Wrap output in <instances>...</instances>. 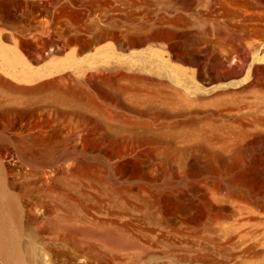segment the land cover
<instances>
[{
	"label": "rangeland",
	"instance_id": "rangeland-1",
	"mask_svg": "<svg viewBox=\"0 0 264 264\" xmlns=\"http://www.w3.org/2000/svg\"><path fill=\"white\" fill-rule=\"evenodd\" d=\"M15 1L0 0V34H1L0 36H2L1 42L5 46L11 45V48H12L14 46V42L12 41L14 40V36L18 33L20 34L21 29H22L21 32L25 33L24 30L27 31L26 26H28L29 24L28 28L31 29V31L30 32L27 31V32L30 34V36L28 35V33H26L27 35L25 36L22 34V40L28 41L29 39L31 41L32 38H34L32 40L33 42L34 40L35 41L37 40V37L39 38V35H41L40 39L43 38L42 42L46 41L45 43L44 42L41 43L43 45H41L39 50L37 51L30 50L32 52V55H34L35 57H37L36 55L38 54L36 53L38 52L40 53L38 56L44 55V59L41 60L42 62L41 61L35 62L34 64L35 68L37 66H39V68L43 67V65L46 64V60L48 64L45 65L46 66L45 68H48L49 63L52 64L53 62L54 64V61L63 60L70 54L76 55V57L80 60L89 59L90 56L92 55L93 57L97 58L101 56L100 54H103L102 50L104 49L107 50V48L109 50L111 49L114 56L121 60H131L132 59V61L133 60L137 61L139 58H144L147 60V62H150V65L152 63L155 65V62L157 63L158 60H161V58H163L162 60L164 61L167 59L166 58L167 56L165 55L166 51L162 48L161 46L162 44L159 43L161 41L156 40V41H151V42L135 43V40L137 38L141 39L144 31H148L146 30V28H149V29L151 28L150 31L152 30L151 32H155L156 34H162V33L165 34L167 33L169 29H172L171 32H175V34L172 35V39L169 42L170 48L167 49V52L171 51V53L173 52L177 53L179 54L180 57L176 60L174 58H172L171 61L166 60L167 62L166 61L165 62L168 63L169 65H175L176 67L187 72L189 71V69H192L195 67V65L190 63L191 60H195L197 65L202 69L203 68L207 69V67H211L216 70V69L221 68L222 63L224 62V61L222 62V60H224L223 59V57L225 56L224 54H227V52L230 50V48H232V46H234L235 44L236 45L239 44L240 46L242 45L244 47L245 51H247L249 50L248 48L249 44L258 40L261 37L262 32L264 31L263 29L264 22L256 26L255 31H253L254 30L253 28V30L249 29L250 31L242 30L239 32L238 30L232 29L231 27H227V28L224 27L223 23H221L222 22L221 19L219 20L220 23L215 21L214 19L213 21L211 17L210 19H208L209 17L206 16L205 13H203L205 12L204 4L203 5L200 4V3H203L202 2L203 0L202 1L199 0L200 3L198 0H174L173 2L172 0L171 1L170 0H58V1L56 0L57 2L55 0L54 1L50 0L52 3L47 2L49 0H45V2L44 0L43 1L41 0V4H45L46 6L42 5L43 6L41 7L42 9L41 8L39 10L31 9V11L30 9H28L29 7L25 6V3L22 2L21 0H17L18 2L16 3ZM246 2H249L247 3L249 6L245 5ZM260 2H263V1L262 0H248V1L245 0V3L243 4V6H245V9L247 8L252 9L253 7H255V9L253 8L252 11H255V10L261 11L262 10L261 7L263 6V5L261 6V4L263 3H260ZM256 3L258 4L255 5ZM22 4H24V6ZM240 4L238 5L240 8H242L243 6L242 4L241 5ZM259 7H260V10H259ZM1 9H2V12H1ZM43 9L45 10L43 11ZM72 9L74 10L70 14V11H72ZM28 13L29 14L31 13L30 18L28 16ZM166 14H169V15H166ZM26 15H27L26 17L27 19L25 18ZM70 15L73 16L74 18L70 17ZM59 16H60V19H59ZM170 17L173 18L172 21L170 20L171 19ZM66 19H67V22L68 21L70 22V23L68 22L69 26L67 25V22H64ZM168 19L170 22L168 21ZM13 21L14 23H11ZM73 22L74 24H76L75 26L77 27L71 24ZM210 22H211V26H208V24L210 25ZM213 23L214 24L219 23L222 25L212 26L214 25ZM61 24H64V25H61ZM60 25H61V28H60ZM66 25L68 28L71 25L73 26H71L69 30L66 27ZM137 25H139V27ZM175 25L177 26V28ZM129 26H135L137 27V30H139V28H144V27L145 28L139 30V32L135 35L130 34V35L122 36L121 35L122 30H124L125 28ZM217 26L220 28L218 29ZM221 26H222V29L226 28L227 30L226 29L222 30ZM77 28H78V32L77 30H75ZM55 29H57V31L59 32L58 34ZM257 29H258V32H256ZM212 30L214 33L212 32ZM233 30H235L236 32ZM49 31L51 32L49 33ZM223 31H227V32L223 33ZM10 32L12 33L10 34ZM72 32L76 33L75 36ZM60 33L64 34V37ZM111 33L113 34L110 36ZM228 33L230 37L227 35ZM49 34H50V37H49ZM79 34H80V37H79ZM36 35L37 37H35ZM131 35L133 38L131 37ZM10 36H13L11 41H10V38H11ZM76 36H78L77 37L78 39L74 38L75 39L74 40L73 37H76ZM220 36H223V37H220ZM59 37L61 41H58L60 40ZM225 37H227L228 39ZM62 38H65V39L63 40ZM79 38L83 40H79ZM222 38L225 40H222ZM51 39H54V40H51ZM91 39L93 40V42L90 43L89 41H92ZM54 41H57V42L55 43ZM217 41L219 42L222 41L223 43L222 42L219 43ZM47 42L49 44H47ZM88 42L90 43L89 45H88ZM218 44H220L221 46H219ZM85 46H88V47H85ZM42 47L43 49L45 47V49L43 50ZM155 51L159 54L157 55ZM45 54H47V56ZM156 56L157 57L159 56V57L157 58ZM51 64H50V67L52 66ZM263 64L264 63H260L259 65L263 66ZM120 65H124V63ZM94 67H95L94 70H93V67H90L92 69L88 68L85 71L84 77L89 76L88 78L89 80L87 83L88 85L86 83L77 85L75 75L72 73L73 69L71 71V68L70 69L68 68L66 71L64 70V73L66 75L70 74V76L73 79L70 80V82L69 81L66 82L67 79L65 81L62 80L59 83L56 82L57 87L63 88L66 85L65 87L69 86L70 88V87H74L75 85H77L75 87H80L79 89L84 90V92H89L91 89L90 92L94 94V99L97 98L93 100L94 103L92 104L95 106H98L99 108L103 106L102 108H106L108 111H110L112 116L109 117L107 121L103 120V122H101L102 118L97 115V111L94 112L93 110L91 112L92 115L90 116L91 120L86 123H84L80 118L72 119L70 117H66L67 119L64 118L62 121V119H59V117L52 116L49 126L47 125L39 129L36 128V130H38V132L35 130L37 134H42L44 132L39 137L40 144H42L43 142L45 143V141L41 140L43 138L47 139V141L45 144L43 143L42 145H40L39 143L37 144L38 154L41 155L42 158L40 157L38 160L39 162H37L33 167L36 169L34 170L37 172L38 176H35L34 179H32L33 182L31 181L32 186L31 188H29L30 190L21 191L20 185L17 188H15V190H13L16 200L19 203L20 208L22 209L21 213L25 215L26 211L24 209H27L26 202H28L29 199L35 198V197L36 198L40 197V199L43 198V200H48V202L50 201L51 203H56L58 202V200L62 202L66 201L65 202L66 204L68 202L71 205L72 204L74 205V203H81L82 206L84 205L83 208H86V209H82V211L80 212L77 211V213L79 212L78 216L75 213V215L79 218H83V216L89 217L90 215V217L93 216V218H97V219L103 218L109 221L113 219L115 222H119V223H122L123 221H125V224L127 223L131 227L133 232L137 231L136 233L139 236H142V239L145 238L147 234L149 233L151 234V232H153L151 236H156L161 233H166V234H169V236L173 237L178 233L180 237L185 238L186 236L189 237L191 235V237H193L194 239H197L195 240L196 243L198 244L199 242L201 244L203 243L204 247H206L207 245L206 248H204L203 245L201 244H200L201 247L198 245L197 250L195 252L199 251V253L207 256L209 259L211 257L212 260L213 259L214 260L217 259V261L221 260L220 258L223 257V255L221 257V253H223L221 252L222 250L227 251V249L228 250L237 249V248L241 249V248H246V246L248 247L250 245L253 247L255 245L257 246L260 245L261 247L256 246L254 248H256L257 250L260 247L258 250L264 253V245H263L264 244L263 243L264 242L263 241L264 240V228H263L264 223L263 222L260 223L261 221H264L263 220L264 219V136L250 138L246 140H240L237 138L233 140L232 138L228 139L229 136L223 133V136L222 135L215 136L218 139L217 138L215 139V137H212V139L207 141L206 143L205 142L203 143V141H200V140L198 141L197 139H193V140L191 139L192 141H194L191 143L190 138H187L183 135L184 137L183 136L182 137L184 138V140H186L187 138V140L190 142V143L189 142L184 143V140L181 137L182 134H180L173 140L174 145L176 144L175 146H177L178 145L177 143L179 142V146L176 147L177 148V151L175 152L176 154H172L171 155L172 157H166L164 151L162 152L160 150L161 148L158 149L159 148L158 144L154 142L152 143L150 140L146 139L144 132L142 130L134 132L132 134V137H128V136H131L130 133L128 134L120 129V124H118L120 117L118 118V115L122 116L123 114H128V109L132 107L129 101L126 99L125 94L123 93V90H125L129 86L130 82L126 80V78L116 77L119 74L118 71L120 72L127 71L125 67L119 66L118 64H114L109 69L105 68L104 66L99 68L100 65H97ZM110 72H113V73H110ZM128 73H132V72H128ZM53 75H56V76H53ZM53 75H51L53 77L49 76L50 78L48 77L47 79L55 80L58 78L57 73ZM100 76H102V78ZM259 77L261 79H264L263 70L260 72ZM8 79L12 81L9 77ZM106 81H109L111 84ZM17 84L21 86H24V85L30 86V84L21 83V82L20 83L17 82ZM135 87L140 88L139 85ZM100 88L104 90L106 89L105 91L110 92L113 99L111 98V100L109 99L106 100L103 97L101 98V95H98L97 93V91H99ZM249 94L250 93H248V95ZM248 95H246L245 100L248 99V101H250L251 99H253V94H250L249 96ZM24 121L23 120L20 121L19 124H21V122L22 124H24L25 123ZM186 122L189 123L190 120L188 121L186 120ZM157 124H159V122H157ZM193 125H194V128H197L196 127L197 125H199L198 127L202 126L200 120L198 119L194 120ZM82 130H85V131H82ZM136 134H139L138 137H136L137 136ZM179 136L182 138V140L181 138H179ZM137 138H139V140L140 138H142V140L139 141ZM217 140L219 141L217 142ZM225 140L227 142L231 141L230 143H227L228 144L227 147L224 145L226 144ZM146 141L147 142L150 141L151 144L150 142L147 143ZM195 141L197 142L195 143ZM212 141L214 143H212ZM5 142H7V139L4 136H0V144L3 143L4 145L6 144ZM138 143L140 144V146L138 145ZM156 145L158 146V148H156L158 149V151L154 152L156 150L154 146L157 147ZM46 146H48L46 148L47 150H45L44 148ZM147 147H151L150 150L149 149L146 150ZM131 148H133L134 150H132ZM152 148H154V150H152ZM129 149L131 151H129ZM151 150L153 153L151 152ZM113 155H116L118 157L113 156ZM11 156H13L12 153H10V155L7 156L9 158L6 157L4 159L9 162L8 164L19 165V163H21L20 160H18L16 156H13V157ZM44 156L45 157L47 156V158L46 159L43 158ZM16 160H18V162ZM41 160L43 163L45 162L44 165L41 163ZM74 161L76 162L79 161V163H81L80 165L82 166L85 164L84 165L85 173L79 178H76L73 175L72 173L73 171L71 172V170H73L72 162L74 163ZM125 163L126 165H124ZM22 165L21 164L19 165L22 169H24L25 167L28 168V166H22ZM38 169L40 171L42 170L41 173ZM40 175H42V177H39ZM43 177H45V181L48 184L49 190L47 192L46 190L44 191V187H42L43 185L41 184V181L38 180L40 178L42 179ZM54 178H56V181ZM238 179H241V180L243 179L242 181L239 182L240 184L238 183L239 181ZM126 185L127 187L130 186L129 189L131 188L130 190L128 189V192H127V187H123ZM18 188H20V190ZM124 188H126V190H124ZM119 190L120 191L123 190L126 193H121ZM130 191H132L131 195H130ZM128 193H129V196H128ZM146 193L147 195L151 194L152 198H151V195L147 196ZM157 197H159V199ZM147 199H153L155 201L157 199L161 207L163 206L162 208L164 211L163 217L165 218L164 219L165 224L163 223L161 226H156L153 222L154 221L153 219H151L152 221H149L150 219L148 220L146 219L149 217H148V214L145 213L147 211L144 208L143 202L145 201L143 200H147ZM73 207L72 206H70V208L67 207L66 211H62V212H66L65 216H66L67 221L69 220L68 212L71 213L72 212L71 208ZM100 207L101 209H99ZM120 209L122 211H120ZM97 213H98V216H97ZM253 214H256V215H253ZM75 215L73 216V218H76ZM65 216H64V219H65ZM136 216H138L137 219H136ZM255 216H258V218L260 219L262 218L261 220H259L260 222L258 221L257 223V220L252 219V217H255ZM126 217L129 219H127ZM248 221L251 223H249ZM69 223L70 222L68 221V223L65 224L67 225V227H69V229L66 228V230L63 231L65 229V226H64L61 228V230L60 229L59 230L61 232H65L66 235L69 233L67 236H69L68 239L71 242H73L71 239H73V236L75 235L76 236L78 235L76 238L74 237L75 239H78L79 237L84 239L85 238L84 236L86 235H87L86 237L89 236V238H86L85 241H83L84 244L86 243L85 245L82 243L83 245L79 244L78 246H76L77 248H82L86 250L87 249L103 250L105 245H101L100 242H104L102 240H105V241L107 240L110 241V239L115 240V237H114L115 233L120 231V230L118 231L117 229L115 230V228H111V227L110 228L108 227L98 228L94 226H89V227L85 226L86 228L85 227L82 228L81 226H84V225H80L75 228L73 227V225ZM255 224H257L258 226H262V225L263 226L258 227ZM187 226L189 229L187 228ZM43 227H41V229L43 228L42 230L44 233H49L48 235L51 237L55 236V235H52L55 233V232L53 233L55 228H52V229L48 227L46 228V225ZM149 229H154V231H150ZM49 230L52 232H50ZM97 230L99 231V233H97L98 232ZM100 232L102 235L100 234ZM231 232H233L234 234ZM79 233H81V235ZM94 233L96 234L94 235ZM110 233L113 236H110L109 235ZM71 234H72V237H71ZM243 235H244V238L241 239V236L243 237ZM246 235L248 238L253 235L255 237L253 236L248 239L245 237ZM95 236L97 239L95 238ZM99 238H101L102 240L101 239L98 240ZM82 239L80 241H82ZM244 239L246 242L244 241ZM250 239L255 240V241L253 242ZM256 240L258 241V243ZM94 242H95V245H94ZM211 244H213V246ZM225 244H227L226 247L224 246ZM115 245L116 247H119L117 248L118 250L115 249L116 247L114 246V243L113 245L111 244L106 245L107 248L105 247L104 249L105 251H108L106 249L111 248L112 251L113 250H115V252L119 251L118 253L117 252L116 253L122 256L124 260H120L118 262H124L125 258L130 255L131 251H135L136 249L134 247L131 248V246H129L130 247L129 248L127 245H117V244ZM241 245L245 247H242ZM65 247L66 249L70 248V245L65 246ZM65 247L63 246V248ZM199 248H202V249H199ZM215 248L216 249L218 248L219 250L218 249L215 250ZM205 249H206V253L205 251H203ZM128 250L130 253L127 252ZM120 251L122 252L120 253ZM210 251H213V252H210ZM101 255L104 256L103 254ZM159 261L161 262L163 261L162 263H165L166 259L160 258ZM243 264H262V263L258 261H249Z\"/></svg>",
	"mask_w": 264,
	"mask_h": 264
},
{
	"label": "bare ground",
	"instance_id": "bare-ground-1",
	"mask_svg": "<svg viewBox=\"0 0 264 264\" xmlns=\"http://www.w3.org/2000/svg\"><path fill=\"white\" fill-rule=\"evenodd\" d=\"M6 1H8V0H6ZM13 1H15V0H13ZM21 1L25 3V6L29 7L28 9H30V11H31V9H34V10L38 9L39 10L41 7H43L42 5H45V4H41V0H21ZM51 1L49 0L47 2H51ZM173 1L174 0H172V2ZM262 1L263 2H260V3H263V4H261V6L263 5L261 7L262 8L261 11H256V10L252 11L253 8L255 9V7H253V8L251 7L252 5L250 6L252 9H248V8L245 9V6H243V4L245 3V0H203L202 1L203 3H200V1H199V3L202 5L204 4V11L205 12H203V13H205V15L209 17L208 19H210V17H211L212 20L214 19L217 22H219V20L221 19V21H222L221 23H223L224 27H226V28L231 27L232 29L238 30L240 32L242 30H245V31L249 30V29L253 30V28H254L253 31H255L256 26H258L259 24L264 22V0H262ZM16 2H18V1L16 0L15 3ZM44 2H45V0H44ZM176 3H177V1H176ZM240 3L242 4V6L244 8L239 7L238 4H240ZM247 3H249V2H246L245 5H248ZM257 4L258 3H256L255 5H257ZM22 5L24 6V4H22ZM167 5H168V3H167ZM170 7H172V6H170ZM196 9H198V8H196ZM44 10L45 9H43V11ZM73 10L74 9H72V11H70V14H71V12H73ZM259 10H260V7H259ZM1 12H2V9H1ZM32 13H33V11H32ZM199 14H201V13H199ZM199 14H198V16H199ZM166 15H169V14H166ZM28 16L30 18L31 13L30 14L28 13ZM26 17H27V15L25 16V18ZM70 17H73V16L70 15ZM59 19H60V16H59ZM172 19L173 18H171L170 20L172 21ZM201 19H203V18H201ZM168 21H169V19H168ZM202 21H204V20H202ZM64 22H67V19ZM68 22H67V25H68ZM11 23H14V21ZM219 23H217V24L213 23L214 25H212V26L222 25ZM71 24H73L74 26L76 25V24H74V22ZM61 25H64V24H61ZM61 25H60V28H61ZM67 25H66V27H67ZM73 25H71V26H73ZM157 25H159V24H157ZM172 25H174V24H172ZM19 26H20V24H19ZM28 26H29V24H28ZM28 26H26L27 31L30 32L31 29H29ZM137 26L139 27V25H137ZM208 26H211V22H210V25L208 24ZM218 26H217V28L219 29L220 27H218ZM75 27H77V26H75ZM75 27H73V28H75ZM144 28H139V30L144 29ZM176 28H177V26H176ZM226 28H223V29H226ZM46 29H47V27H46ZM150 29L146 28V30H148V31L143 30L144 31L143 36L141 37V39L137 38L138 40L136 39L135 43L151 42V41L160 40L161 42H159V43L162 44L161 45L162 48L166 51V52L164 51L166 53L165 55L167 56L166 60L171 61L172 58H174L175 60L178 59L180 57L179 54L174 53V52L171 53V51L167 52V49L170 48L169 42L172 39V35H174L175 32H171L172 29L168 30L166 28L168 30V31L165 30V31H167V33L156 34L155 32H151L152 30L150 31ZM221 29H222V26H221ZM258 29L256 32H258ZM21 30H20V34L18 33L15 36L12 34L14 36V40H12L14 42V46L12 48H11V45L10 46L9 45H7V46L3 45V43L1 42L2 36H0V44H1L0 45V136H4L7 139V142H5L7 145L6 144L3 145V143L0 144V264H243V263L249 262V261H258V262L264 264V253H262L261 251L258 250L261 247L260 245H258L260 247L257 250H256V248H254L257 245H255L254 247L250 245L248 247L246 246V248H241V249H238V248L237 249H231V250L227 249V251H224V250L221 251L220 250L221 252H223V253H221V257H222V255H223V257L220 258L221 260L217 261V259H215L216 260L215 261L214 259L212 260L211 257L209 259L207 256L199 253V251L195 252L197 250L198 245L200 246L201 243L200 242H199V244L196 243L195 240H197V239H194L193 237H191V235L189 237L186 236L187 238L186 237L185 238L180 237V235H178V233L176 235L174 234L175 236H173V237L169 236V234H166V233H161V234L156 235V236H151L153 233V232H151V234L150 233L147 234L145 236V238L142 239V236H139L136 233L137 231L133 232L131 227L127 223L125 224V221H123L122 223H119V222H115L113 219H112L113 221L112 220H110V221L105 220L103 218L97 219V218H93V216L90 217V215H89V217L83 216V218H79V217H77L78 213L80 211H82V209H86V208H83L84 205L82 206L81 203H74V205L73 204L71 205L68 202L66 204L65 203L66 201L62 202L59 200L56 203H51L50 201L48 202V200H43L42 197H41L42 199H40V197L39 198L35 197V198L29 199L28 202H26L27 203V209H24L26 211V212L24 211L25 212V215H24L21 213L22 209L20 208V205L17 202L16 197L14 195V191H13L19 185L21 186V191H29L30 190L29 188H31V186H32L31 185V181L33 182L32 179H34L35 176H38L37 172L35 171L36 169L33 167L37 162H39L38 160L41 157V155L38 154L37 144L38 143L40 144L39 137L44 132L42 134H37L36 131L38 132V130H36V128L39 129V128L47 126V125L49 126V123H50L52 116L59 117V119H62V121L66 117H70L72 119L80 118L84 123L91 120L90 116L92 115L91 112L93 110H94V112L97 111V115L102 118L101 122H103V120L107 121L109 119V117L112 116L110 111H108L106 108H102L103 106H101L99 108L98 106H95L92 104V103H94L93 100H95L97 98L94 99V94H92L90 92L91 89L89 92H84V90L79 89L80 87H75L79 84H85V83L87 84L88 80H89L88 79L89 76L84 77L85 71L90 67H93V70H94V68H95L94 66H97V65H100L99 68L104 66L105 68L109 69L114 64H118L119 66H124L128 72H132V73H128L126 71L127 72L126 73V72L118 71L119 76L118 75L116 76V77L126 78V80H128L130 82V84H129L130 87L128 86L126 89L123 88V89H125V90H123V93L125 94L126 99L129 101V103L132 106L131 108L128 109V114H123L122 116L118 115V118L120 117L118 124H120V129L122 131H124L128 134L130 133L131 136H128V137H132V134L134 132L142 130L144 132L146 139L150 140L152 143L154 142V143L158 144L159 148L157 145H156L157 147L154 146V148L155 149L161 148L160 150L162 152L164 151L166 157H172L171 156L172 154H176L175 153L177 151L176 147L179 146V142L177 143L178 145L175 146L176 144L174 145L173 140L180 134H182L181 137L184 135L185 137L190 138L191 143L194 142V141H192L193 139H197L198 141L200 140V141H203V143L204 142L206 143L207 141L211 140L212 137L219 136V135L223 136V133L226 134L227 136H229L228 139L232 138L233 140L236 138L240 139V140H246V139H250V138L264 136V79H261L259 77L260 72L262 70L264 72V64H263V66L259 65L260 63H264V31L262 32L261 37L259 39L257 38L258 40L249 44V47H248L249 50L245 51L244 47L242 45H241L242 46L241 47L239 44L238 45L235 44L234 46H232V48H230V50L227 52V54L223 53L225 56L223 57L224 60H222V62L223 61L224 62L222 63L221 68L216 69V70L211 68V67H207V69L206 68L202 69L197 65L195 60H191L190 63L195 65V67L192 69H189V71L186 72V71L176 67L175 65H169L168 63H166L167 62L166 60H165L166 62L164 60H162L163 58H161V60H158L157 63L155 62V65L152 63L154 66L152 64H151L152 65L151 66L150 62H147V60L144 58H139L137 61H134V60L132 61V59L131 60H121V59L115 57L114 54L112 53L111 49L109 50L108 48H107V50L106 49L102 50L103 54H100L101 56H99L97 58L93 57V55H92V56H90L89 59H86V60L81 59L80 60L76 57V55L70 54L63 60L54 61V64H53V62H52V64L49 63L48 68H45L46 67L45 65L48 64V62L46 60L45 65H43L44 62L42 63L44 68L43 67L39 68V66H37L39 68L38 69L37 67L36 68L34 67L35 66L34 64H35V62L43 60L44 55L38 56L40 54L38 52V53H36V54H38V55H36L37 57H35L34 55H32V52L30 50H32V51L39 50L41 45H43L41 43H43V42L45 43L46 41L42 42L43 38L40 39L41 35H39V38L36 35L35 37H37V40L36 41L34 40L33 42H32V40L34 38H32L31 41L29 39H28V41L22 40V34L25 36V35H27L26 33H28V32L24 30L25 33H23V32H21ZM55 30L57 31V29H55ZM58 30H59V28H58ZM75 30H77V32H78V28ZM139 30H137V27H135V26H129V27L125 28L124 30H122L121 35L122 36L130 35V34L135 35L139 32ZM213 30H212V32H213ZM235 30H233V31H235ZM51 31H49V33ZM225 32H227V31H223V33H225ZM11 33L12 32H10V34ZM58 33L59 32L57 31V34ZM60 34H62V33H60ZM73 34L75 36L76 33H73ZM112 34L113 33H111L110 36ZM28 35L30 36L29 33H28ZM62 35L64 37V34H62ZM227 35L229 36V33ZM13 36H10L11 37L10 41L13 38ZM58 36H60V35H58ZM49 37H50V34H49ZM60 37H62V36H60ZM60 37H59V39H60ZM77 37L78 36L73 37V39L77 38ZM79 37H80V34H79ZM131 37H132V35H131ZM220 37H223V36H220ZM65 38H66V36H65ZM65 38H62V39L64 40ZM225 38H227V37H225ZM213 39H214V37H213ZM51 40H54V39H51ZM79 40H83V39L79 38ZM79 40H78V42H79ZM222 40H225V39L222 38ZM58 41H61V39ZM54 42L56 43L57 41H54ZM75 42H77V41H75ZM89 42L91 43V42H93V40L89 41ZM89 42H88V45L90 44ZM217 42H219V41H217ZM221 42H219V43H221ZM11 44H12V42H11ZM47 44H49V43L47 42ZM53 45H54V43H53ZM218 45L221 46L220 44H218ZM27 47H28V49H27ZM85 47H88V46H85ZM42 49H43V47H42ZM44 49H45V47H44ZM43 53H44V51H43ZM156 54L158 55L159 53L156 52ZM45 55L47 56V54H45ZM52 55H54V54H52ZM151 55H153V54H151ZM152 57H154V56H152ZM149 59H151V58H149ZM196 59H198V58H196ZM122 63H124V65H120ZM50 64L52 65L51 67H50ZM68 68L69 69L71 68V71L73 69L72 73L75 75L77 85H75L74 87H70V88H69V86L65 87L66 85L65 86L63 85L64 86L63 88L57 87L56 82L59 83L60 81H62V80L65 81L66 79H67L66 82L67 81L70 82V80L73 79L70 76V74L66 75L64 73V70L66 71ZM119 68H118V70H119ZM90 69H92V68H90ZM56 73L58 74L57 79H55V80L47 79L49 76L50 77L56 76V75H53ZM110 73H113V72H110ZM51 75H53V76H51ZM8 77L12 81H10L8 79ZM100 77L102 78V76H100ZM17 82L30 84V86H25V85L21 86V85L17 84ZM106 82H109V81H106ZM104 84H105V82H104ZM137 85H139L140 88L135 87ZM86 87H88V86H86ZM98 87H100V86H98ZM105 90L100 88L99 91H97L98 95H101V98L103 97L106 100L107 99L111 100L112 96H111L110 92L105 91ZM120 90H122V89H120ZM248 93L253 94V99L250 100V98H249L250 101H248V99L245 100L246 95H248ZM97 108H99V109H97ZM126 111H127V109H126ZM197 119L200 120L202 126L198 127L199 125H197L196 126L197 128H194V125H193L194 120H197ZM22 120L23 121L25 120L24 121L25 123L22 124V122H21V124H19L20 121H22ZM186 120L187 121L190 120V122L188 123V122H186ZM157 122H159V124H157ZM82 128H84V127H82ZM82 131H85V130H82ZM136 135H137L136 137H138L139 134H136ZM181 137L179 136V138H181ZM182 138H181V140H182ZM187 138H186V140H187ZM216 138L217 137H215V139ZM137 139L139 140V138H137ZM219 139H220V137H219ZM41 140L45 141V143L47 141V139H44V138ZM133 140H135V139H133ZM140 140H142V138H140ZM183 140H184V138H183ZM186 140H184V143L189 142L188 140L187 141ZM226 140H227V138H226ZM213 141H212V143H214ZM218 141L219 140H217V142ZM149 142H147V143H149ZM151 142H150V144H151ZM196 142L197 141H195V143ZM230 142L226 141V144H224V145L227 147V145H228L227 143H230ZM242 142H244V141H242ZM139 143H138V145L140 146L141 143L140 144ZM42 144H40V145H42ZM184 145H186V144H184ZM47 147L48 146L44 147L45 150H47L46 149ZM129 148H130V146H129ZM150 148L151 147H147L146 150H148V149L150 150ZM154 148H152V150H154ZM131 149L134 150L133 148H131ZM158 149H156L154 152L158 151ZM152 150H151V152H152ZM129 151H131V150L129 149ZM10 153H12L13 156H16L18 158V160H20L21 163H19V165L24 164L22 166H28V168L23 167L24 169H22L19 165L8 164L9 162L4 160V159L8 155H10ZM123 154H125V153H123ZM149 154H150V152H149ZM13 156H11V157H13ZM113 156H116V155H113ZM116 157H118V156H116ZM7 158H9V157H7ZM43 158L46 159L47 156L46 157L44 156ZM18 160H16V161L18 162ZM41 163L43 165L45 164V162L43 163L42 160H41ZM72 164H73V170H71V172L73 171L72 172L73 175L76 178L81 177L85 173V169H84L85 164L82 166V165H80L81 163H79V161H77V162L74 161V163L72 162ZM124 165H126V163ZM67 170H69V169H67ZM156 170H157V168H156ZM41 171H40V173H41ZM61 176H59V177H61ZM139 176H140V174H139ZM39 177H42V175H40ZM56 178H58V177H56ZM56 178H54L55 181H56ZM38 180L41 181V184L43 185L42 187H44V191L46 190V192H47L49 190V188H48V184L45 181V177H43L42 179L40 178ZM238 180H236V181H238V183H239L243 179L242 180L238 179ZM176 181H178V180H176ZM235 184H236V182H235ZM115 185H117V184H115ZM148 186H150V185H148ZM123 187H127V185L123 186ZM129 187H127V192H128ZM18 189L20 190V188H18ZM124 190H126V188H124ZM122 191H120V192L126 193V192H124V191L122 192ZM143 191H145V190H143ZM131 193H132V191H130V195H131ZM147 193H146V195H147ZM171 194H173V193H171ZM148 195H151V194H148ZM122 196H123V194H122ZM128 196H129V193H128ZM158 196H160V195H158ZM151 198H152V195H151ZM154 198H155V196H154ZM157 198L159 199V197H157ZM139 199H140V197H139ZM143 201H145L143 203H144V208L147 211V212H145V210H144V212L147 213L148 217H149L146 219L147 220L150 219L149 221H152L151 219H153L154 220L153 222L156 226H161L164 223V219H165L163 217V212H164L163 208H162L163 206L161 207V205L159 204L157 199H156V201L153 199H147V200H143ZM122 202H124V201H122ZM131 202H133V201H131ZM123 204H125V203H123ZM207 204H209V203H207ZM70 206H72V207L74 206L73 207L74 209L71 208L72 212L71 213L68 212V214H69V220L68 221L70 222L69 224L73 225V227H75V228L77 226L84 225L81 227L82 228L85 226H88V227L94 226V227H98V228H101V227L110 228L111 227V228H115V230L116 229L118 231L120 230L119 232L115 233V235H114L115 240L110 239V241L109 240L105 241V240H102L101 238H99L98 240L101 239L102 241H104V242H100V244L105 245V247L108 244L113 245V243H114L115 247H116L115 244H117V245H127L128 247L131 246V248H133V247L136 248L135 251L130 250L131 253L129 252V250L127 251L128 253H130V255L125 258V261L126 260L127 261L126 262L125 261L124 262H118L120 260H124V258L117 254L119 251L118 252L116 251L117 252L116 253L115 250L112 251L111 248L110 249L108 248V249H106L108 251H105V249H104L105 247L103 248L101 246L105 252L103 250H99V249L96 250L95 249L96 247L94 248L95 250H93V249L92 250H90V249L86 250V249H82V248H77L76 246H78L79 244H82V243L84 244L83 241H85L86 238H89V236L86 237L87 235L85 234L86 236H84L85 238L83 237L84 239L79 237L82 239V241H80L81 239H79V238H78L79 240L75 239L78 236V235L77 236L75 235V236H73V239L70 238L73 241V242H71L68 239L69 236H67L69 233L66 235L65 232L60 231L61 228L64 226H65V229L63 231H65L66 228L69 229V227H67V225H65L66 223H68L66 216H65L66 212H62V211H66L67 207L70 208ZM122 206H124V205H122ZM171 206H173V205H171ZM209 206H207V207H209ZM99 209H101V207ZM134 209H135V207H134ZM77 211H79V212L77 213ZM120 211H122V210L120 209ZM75 213L77 214V216L75 215ZM104 213H103V215H104ZM74 215L76 216V218H73ZM79 215H81V214H79ZM253 215H256V214H253ZM64 216H65V219H64ZM97 216H98V213H97ZM116 216H114V217H116ZM70 217H72V218H70ZM137 217L138 216H136V219H137ZM255 217H257V218H255ZM255 217H252V219L257 220V223L259 220L262 219V218L261 219L258 218V216H255ZM127 219H129V218H127ZM262 222L264 223V221H261L260 223H262ZM249 223H251V222H249ZM132 224H134V223H132ZM45 225H46V228L47 227L50 229L55 228L56 231L54 230L53 233L54 232L55 233L52 234L55 236L51 237L48 235L49 233L43 232L42 229L44 228L43 226H45ZM255 225H257V224H255ZM262 226H258V227H262ZM41 227H43V228L41 229ZM75 228H74V230H75ZM187 228H188V226H187ZM79 229H80V227H79ZM138 229H139V227H138ZM165 229H167V228H165ZM176 229H178V228H176ZM149 230L154 231V229H149ZM83 231H85V230H83ZM162 231H163V229H162ZM50 232H52V231H50ZM249 232H248V234H249ZM84 233H82V234H84ZM97 233H99V231ZM231 233H233V232H231ZM79 234L81 235V233H79ZM95 234L96 233H94V235ZM100 234H101V232H100ZM105 234H106V232H105ZM144 234H145V232H144ZM109 235L113 236L111 233ZM185 235H186V233H185ZM107 236H108V234H107ZM107 236H105V237H107ZM249 236H251V235H249ZM253 236H251V237H253ZM71 237H72V234H71ZM245 237L248 238L247 235ZM251 237H249V238H251ZM95 238H96V236H95ZM207 238H205V239H207ZM242 238H244V235H243V237L241 236V239ZM200 240H201V238H200ZM221 240H223V239H221ZM250 240H252V239H250ZM244 241H245V239H244ZM252 241L254 242L255 240H252ZM205 242H207V241H205ZM257 243H258V241H257ZM227 244H225L224 246L226 247ZM253 244H255V243H253ZM69 245H70V248L66 249L65 246H69ZM72 245H74L76 248ZM94 245H95V242H94ZM201 245H203V247H204L203 243ZM211 245L213 246V244H211ZM63 246L65 248H63ZM208 246H210V245H208ZM219 246H221V245H219ZM206 247H207V245H206ZM206 247H204V248H206ZM242 247H245V246H242ZM117 248H119V247H116L115 249H117ZM233 248H234V246H233ZM199 249H202V248H199ZM217 249L215 248V250H217ZM203 251H205V253H206V249ZM121 252L122 251H120V253ZM123 252H124V250H123ZM210 252H213V251H210ZM101 254H103L104 256H102ZM160 258H165L166 262L162 263L163 261L162 262L159 261ZM128 261H129V263H128Z\"/></svg>",
	"mask_w": 264,
	"mask_h": 264
}]
</instances>
